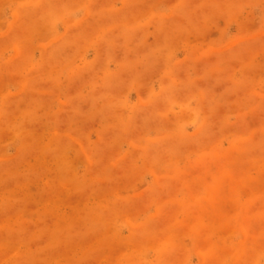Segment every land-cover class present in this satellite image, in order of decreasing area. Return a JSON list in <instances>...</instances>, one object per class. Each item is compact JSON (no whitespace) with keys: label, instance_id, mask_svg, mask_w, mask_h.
I'll list each match as a JSON object with an SVG mask.
<instances>
[{"label":"rangeland","instance_id":"374dc122","mask_svg":"<svg viewBox=\"0 0 264 264\" xmlns=\"http://www.w3.org/2000/svg\"><path fill=\"white\" fill-rule=\"evenodd\" d=\"M0 264H264V0H0Z\"/></svg>","mask_w":264,"mask_h":264}]
</instances>
